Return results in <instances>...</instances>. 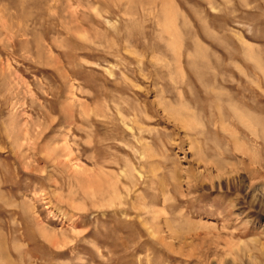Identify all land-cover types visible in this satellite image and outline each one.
Masks as SVG:
<instances>
[{
  "label": "rangeland",
  "instance_id": "obj_1",
  "mask_svg": "<svg viewBox=\"0 0 264 264\" xmlns=\"http://www.w3.org/2000/svg\"><path fill=\"white\" fill-rule=\"evenodd\" d=\"M0 264H264V0H0Z\"/></svg>",
  "mask_w": 264,
  "mask_h": 264
}]
</instances>
